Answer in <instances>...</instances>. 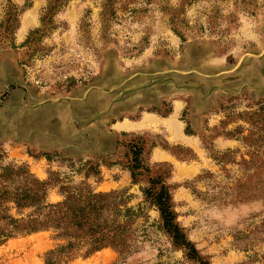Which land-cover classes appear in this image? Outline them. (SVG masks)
I'll return each mask as SVG.
<instances>
[{"label":"rangeland","instance_id":"374dc122","mask_svg":"<svg viewBox=\"0 0 264 264\" xmlns=\"http://www.w3.org/2000/svg\"><path fill=\"white\" fill-rule=\"evenodd\" d=\"M29 1L10 31L0 0V172L58 173L49 202L86 183L138 212L124 263L109 247L70 264H195L145 201L147 177L133 181L135 144L203 256L264 264L250 259L264 239L245 250L242 238L264 217V199L248 193L251 155L264 154V0ZM121 121L142 124L115 129ZM56 242L52 231L11 238L0 264H45Z\"/></svg>","mask_w":264,"mask_h":264},{"label":"trees","instance_id":"16d2710c","mask_svg":"<svg viewBox=\"0 0 264 264\" xmlns=\"http://www.w3.org/2000/svg\"><path fill=\"white\" fill-rule=\"evenodd\" d=\"M27 0L23 7L8 0L7 13L12 22L8 28L17 27V16L23 9L29 8ZM264 120V109L255 113ZM261 129H264V125ZM264 142V140H263ZM132 153L129 170L134 182L147 177L148 185L143 189L145 201L155 207L160 214V226L170 236L173 245L182 249L185 257L195 264H212L201 254L195 244L187 237L184 229L177 222L171 187L159 173L148 175L149 167L142 158L143 147ZM249 165L254 171L248 175L251 181L249 196L256 195L264 199V154H252ZM58 173H51L49 181L37 178L27 167L9 165L0 172V246L11 238L23 234L52 231L56 245L44 253L45 264H70L78 258H87L106 248L115 249L124 263L132 254L133 223L137 218L135 208L121 199L119 191L109 193L96 192L90 185L61 186L63 199L58 202L47 200L52 180H58ZM147 175V176H146ZM54 177V179L52 178ZM260 183V184H259ZM261 213H264V207ZM256 215H254V218ZM247 240L244 249L250 248L258 237L264 239V217L259 224L252 223L249 233H244ZM264 259L255 252L252 261Z\"/></svg>","mask_w":264,"mask_h":264},{"label":"crops","instance_id":"0c3cea01","mask_svg":"<svg viewBox=\"0 0 264 264\" xmlns=\"http://www.w3.org/2000/svg\"><path fill=\"white\" fill-rule=\"evenodd\" d=\"M150 117L151 116H148L147 118H145V121L149 120ZM141 124H142L141 121H132V122L131 121H121V122H117L114 128L118 130H134V129L136 130L140 127ZM178 135L179 137H184L183 134H181V132H179Z\"/></svg>","mask_w":264,"mask_h":264}]
</instances>
